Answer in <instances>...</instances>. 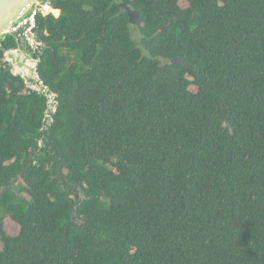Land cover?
Segmentation results:
<instances>
[{"label": "trees", "instance_id": "1", "mask_svg": "<svg viewBox=\"0 0 264 264\" xmlns=\"http://www.w3.org/2000/svg\"><path fill=\"white\" fill-rule=\"evenodd\" d=\"M49 1L50 125L0 47V264H264V0Z\"/></svg>", "mask_w": 264, "mask_h": 264}, {"label": "water", "instance_id": "2", "mask_svg": "<svg viewBox=\"0 0 264 264\" xmlns=\"http://www.w3.org/2000/svg\"><path fill=\"white\" fill-rule=\"evenodd\" d=\"M41 1L0 0V45L5 39H13L15 41L14 48L3 51L1 62L8 65L12 76L19 77L23 81L25 90L35 92L45 98L43 122L46 121V124L50 125L52 123V115L55 114L57 109L56 94L44 85L37 72L45 46L39 54L33 55L26 49L19 36L10 34L8 30L12 22ZM118 7L126 13L129 25L138 26L140 14L137 11L131 9L125 3H119ZM171 64L178 65L179 61L172 60Z\"/></svg>", "mask_w": 264, "mask_h": 264}, {"label": "built area", "instance_id": "3", "mask_svg": "<svg viewBox=\"0 0 264 264\" xmlns=\"http://www.w3.org/2000/svg\"><path fill=\"white\" fill-rule=\"evenodd\" d=\"M59 14V10L54 9L49 0H44L35 4L32 8L25 11L21 17L12 22L8 28L9 33L18 35L26 49L33 55H37L44 47V43L40 40L37 33V18L50 15L57 18Z\"/></svg>", "mask_w": 264, "mask_h": 264}, {"label": "rangeland", "instance_id": "4", "mask_svg": "<svg viewBox=\"0 0 264 264\" xmlns=\"http://www.w3.org/2000/svg\"><path fill=\"white\" fill-rule=\"evenodd\" d=\"M44 0H42L41 2H43ZM117 3L120 2V0H115ZM179 4L182 8L186 7V3L184 0H179ZM131 36H132V39L138 44L139 41H140V35L136 29V27H131ZM190 90L191 91H195V88L194 87H190ZM2 249V244L0 242V250Z\"/></svg>", "mask_w": 264, "mask_h": 264}, {"label": "flooded vegetation", "instance_id": "5", "mask_svg": "<svg viewBox=\"0 0 264 264\" xmlns=\"http://www.w3.org/2000/svg\"><path fill=\"white\" fill-rule=\"evenodd\" d=\"M8 40H9V44H10V45H11V43H12L11 41H13V43H15V41H14L13 39H8ZM10 45H9V46H10ZM3 51H4V49H3Z\"/></svg>", "mask_w": 264, "mask_h": 264}]
</instances>
